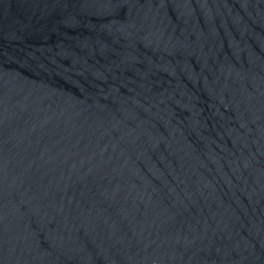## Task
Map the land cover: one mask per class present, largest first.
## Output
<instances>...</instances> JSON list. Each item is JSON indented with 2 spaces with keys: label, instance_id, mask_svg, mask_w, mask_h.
<instances>
[{
  "label": "water",
  "instance_id": "95a60500",
  "mask_svg": "<svg viewBox=\"0 0 264 264\" xmlns=\"http://www.w3.org/2000/svg\"><path fill=\"white\" fill-rule=\"evenodd\" d=\"M0 264H264V0H0Z\"/></svg>",
  "mask_w": 264,
  "mask_h": 264
}]
</instances>
